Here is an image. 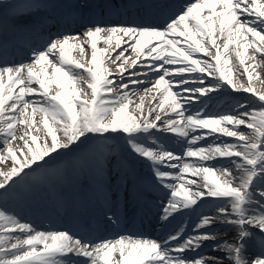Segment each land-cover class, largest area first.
Wrapping results in <instances>:
<instances>
[{
	"label": "snow or ice",
	"instance_id": "6c2138e0",
	"mask_svg": "<svg viewBox=\"0 0 264 264\" xmlns=\"http://www.w3.org/2000/svg\"><path fill=\"white\" fill-rule=\"evenodd\" d=\"M55 7L0 0V264H264V89L254 86L264 85V0H191L175 15L163 13L166 0H91L72 6L83 32L49 37L28 62L10 61L24 37L46 28L40 13ZM157 10L159 24L125 19ZM86 45L82 63L73 52L84 57ZM137 85L138 102L128 91ZM225 85L252 98L213 112ZM168 133L187 145L181 154L166 145ZM217 133L237 142L201 145ZM117 138L127 160L110 147ZM77 153L103 193L106 228L146 212L157 189L166 200L159 218L195 214L191 230L93 238L39 230L9 211L10 198L30 194L35 173L60 174ZM139 159L148 162L147 182L132 166ZM216 224L234 227V242L217 243L218 232L207 231ZM209 241L225 255L209 261L200 251ZM250 244L258 252L248 259Z\"/></svg>",
	"mask_w": 264,
	"mask_h": 264
},
{
	"label": "bare ground",
	"instance_id": "6f19581e",
	"mask_svg": "<svg viewBox=\"0 0 264 264\" xmlns=\"http://www.w3.org/2000/svg\"><path fill=\"white\" fill-rule=\"evenodd\" d=\"M12 1L13 0H6V2H8V3L12 2ZM48 17L49 16L47 14H43L42 16H40L38 18L46 19ZM48 28H49V26H46L45 29H48ZM31 34H33V32L28 34L26 37H24V39L21 40L20 42L33 45V40H36L37 38L35 37L36 34H34V35H31ZM48 39L49 38H47V40ZM45 41L41 42L42 46L45 44ZM217 43L220 44L221 41L218 40ZM98 46L99 47H105V45L103 43L98 44ZM85 47H86V52H85L84 57H81V55H80V53L78 51H74V53L77 56V58H75V59H78V60H81V62L87 63V61L90 59L91 52H90V49L87 48V45ZM14 55L17 58H14V56H12L11 53L9 54L8 58H12L11 61L18 62L19 58H21V56H22L21 53H20V50L18 52H15ZM126 55H128V54L126 53ZM199 55H200L201 59H208V57H204L202 54H199ZM133 56H134V54H133ZM28 60L29 59H26V60H24V62H28ZM109 67H110L111 71L113 72V74L116 75L117 74V70H116L115 66L114 65H109ZM141 70L142 71H147L146 68L145 69H141ZM261 70H262V68L258 69V71H260V73H261V78L264 79V72L261 71ZM78 71L83 72L82 69H78ZM236 71L242 72V69H236ZM85 75H86V73H85ZM152 79H155V77H152ZM208 79L210 80L212 78L208 77ZM205 82L207 83V81H205ZM258 82H259V80L258 81H254V86L257 88V90H262L260 88L264 89V85H262V87H260L258 85ZM33 86L36 87V85H33ZM51 87L55 88V86L54 85L50 86V90L52 92H54L52 90L53 88H51ZM85 87H86V85H85ZM228 89H231V88H229L228 86L224 87V89L222 90L221 94L216 98L215 105L210 109L211 111H213V112H217V111H219V112H227L236 103V101H244V100L252 98L251 94L243 93V92H239V93H242L239 97H237V96L232 97L231 95L227 94V92H228L227 90ZM128 91L130 92V94L133 91H135L136 94L133 95L132 98H133V100H136L137 102H138L139 96L140 95H144V93L142 91V86H140V85L130 86ZM151 95L152 94H149L145 98V102H144V110H145V112H147V109L150 106L149 101L151 99ZM224 95L226 97H224ZM27 98L28 99H40V97H38V96L37 97H27ZM22 130L23 129H18V134ZM241 130H243L245 132L250 131V130L244 129L243 126H241ZM214 135L216 137H218V139L214 140L213 137L210 136L211 140L208 141V139H207L206 141H202L201 145L212 144V143H222V142H229V143L237 142L235 140V138L223 137V136H221L218 133L214 134ZM119 142H123V140L117 138V140L113 141V143L110 145V147L116 145V143L119 144ZM89 147H91V146H89ZM114 149L116 150L117 155L121 151V150L118 149V147H117V149L116 148H114ZM81 151H86V149H82ZM177 154H181V153H177ZM76 155H79V153L73 154V155H71V156L66 158V162L68 164V167L62 173H60V174L46 173L45 174L46 181L39 180L38 181V185H33L32 184V188H31L30 194H28V195H26V196H24L22 198H19V199L10 198V201H15L16 206H12L11 205L9 208L7 207L9 209V211L15 212L20 217V216H22V214L18 213L19 209L23 208L27 204H30L33 207L38 208V215H39V221L38 220H34L33 221V226L35 228L39 229V230H47V229H53L54 230V227L58 226V225L55 224L56 220L58 218L52 217V214H51V212L49 210L51 199H55L56 198L57 201L55 202V204L58 207H62L65 204V205H68L69 207L76 206L77 209H80L82 206H87L90 203L99 202L98 199H96L97 202H95V201L93 202V200L95 198H93L92 196H90V200L85 199L84 200L85 202L81 201V200H78V199H74L73 201H71V197L74 196L78 192L79 186H80V184L82 182H88L90 187L99 189L98 186L96 185L97 184L96 183V179H94L95 178L94 172L92 170H90V168H88L87 166L82 167L79 163H77L76 159H75ZM61 163H64V162H61ZM147 164H148V162L143 160V159L133 160L132 161V166L135 167V169H136V171H137V173L139 175H141L142 177L145 178L146 182L151 177L150 169L149 170L146 169V165ZM41 175H43V174H41L40 172H37L31 177V180H37V179L40 178L39 176H41ZM48 176H50V180H48L49 179ZM37 177H39V178H37ZM35 178H37V179H35ZM188 178L189 179H194V177H191V176H189ZM33 187H35V188H33ZM59 190L60 191L64 190L66 192V194H64V196L61 199L57 198V194L59 193ZM55 191H57V192H55ZM158 194H161V196L164 197L163 192H161V191H159L157 189H153V195L156 196ZM42 202L43 203H47V206H46L45 209L43 208L45 206L42 204ZM150 206H152V204ZM94 209H97L98 211H102V210H100L98 208H94ZM205 211H206V209H205ZM22 217L31 218L30 215L22 216ZM191 217H193V216H191ZM178 219H179V222H180L181 225L184 222H186V221L189 222V223L194 224L196 222V220H197L196 217L193 218L192 220L189 219V218H186V215L179 216ZM60 223H62V222H60ZM177 226H178V224H176L174 222L173 227L176 228ZM186 227H187V229L189 231L192 228V227L188 228V225H186ZM132 231H133V229H126V230L124 229V230H119L118 232L124 234V233H127V232L131 233ZM207 231L218 232V233H220V235L218 237H220V238L223 237L222 240L227 239L229 242H234V236H235L236 229L234 227L230 226V225L216 224L212 228L207 229ZM225 233L227 235H224ZM209 242H212V241H209ZM216 242L219 243L220 241L216 240ZM218 252L219 251L213 252L211 250L212 255H217ZM220 252L225 255L224 252H222V251H220ZM251 252H253V249L252 248H248V253H251ZM189 255H194V254H189ZM247 258L251 259L249 257H247ZM207 259L209 261L212 260V258L208 257V256H207ZM223 264H229V261L225 259Z\"/></svg>",
	"mask_w": 264,
	"mask_h": 264
},
{
	"label": "rangeland",
	"instance_id": "374dc122",
	"mask_svg": "<svg viewBox=\"0 0 264 264\" xmlns=\"http://www.w3.org/2000/svg\"><path fill=\"white\" fill-rule=\"evenodd\" d=\"M14 1V0H13ZM17 1V0H16ZM73 56H74V58H77V56L75 55V53L73 52ZM82 63H84V62H82ZM261 71H263L264 72V69L262 68V70ZM258 85L260 86V87H262V84H261V81H259L258 82ZM51 88H53L52 90L53 91H55L56 89L54 88V87H51ZM260 89H263V88H260Z\"/></svg>",
	"mask_w": 264,
	"mask_h": 264
}]
</instances>
